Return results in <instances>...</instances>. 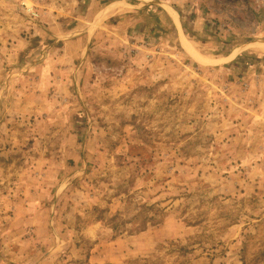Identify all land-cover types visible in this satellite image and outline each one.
<instances>
[{"label": "rangeland", "instance_id": "374dc122", "mask_svg": "<svg viewBox=\"0 0 264 264\" xmlns=\"http://www.w3.org/2000/svg\"><path fill=\"white\" fill-rule=\"evenodd\" d=\"M262 42L264 0H0V264H264Z\"/></svg>", "mask_w": 264, "mask_h": 264}, {"label": "bare ground", "instance_id": "6f19581e", "mask_svg": "<svg viewBox=\"0 0 264 264\" xmlns=\"http://www.w3.org/2000/svg\"><path fill=\"white\" fill-rule=\"evenodd\" d=\"M182 37H184V36H182ZM183 39V38H182ZM185 41V40H184ZM258 42V41H257ZM257 47L258 48H260V49H262V50H264V43L262 42V43H258L257 44Z\"/></svg>", "mask_w": 264, "mask_h": 264}]
</instances>
